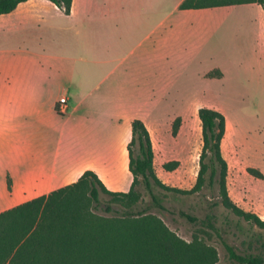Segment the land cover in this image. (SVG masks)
<instances>
[{
    "label": "crops",
    "instance_id": "0c3cea01",
    "mask_svg": "<svg viewBox=\"0 0 264 264\" xmlns=\"http://www.w3.org/2000/svg\"><path fill=\"white\" fill-rule=\"evenodd\" d=\"M183 1L72 0L65 15L48 0H28L0 15V212L87 170L108 190L127 192L131 121L141 120L150 132L154 104L172 89L173 76L161 65L208 40L205 17L214 29L223 12L251 8L264 52L260 5L180 10ZM129 11L163 18L147 25L96 23ZM134 34L140 39L132 45Z\"/></svg>",
    "mask_w": 264,
    "mask_h": 264
},
{
    "label": "trees",
    "instance_id": "16d2710c",
    "mask_svg": "<svg viewBox=\"0 0 264 264\" xmlns=\"http://www.w3.org/2000/svg\"><path fill=\"white\" fill-rule=\"evenodd\" d=\"M26 1L0 0V15L11 13ZM48 1L65 15L70 14L72 0ZM244 4L260 5L264 16V0H184L179 9ZM208 76L212 77L211 73ZM197 116L202 144L198 174L190 189L167 186L156 176L150 132L141 120L134 119L127 145L132 177L129 190L110 191L94 172L87 170L71 184L0 212V264H216L214 248L196 238L183 241L150 212L153 208L166 210L156 189L189 197L205 187L217 190L218 200L213 206H221L257 231L250 238L262 250L239 253L224 242L228 258L237 264H264V220L237 206L227 193V163L221 151L226 117L205 107L198 110ZM179 122L177 118L172 124L173 137ZM178 165L177 161H168L162 168L170 172ZM247 172L256 179L263 178L256 169L248 168ZM180 215L197 220L186 213ZM207 222L213 228L209 217Z\"/></svg>",
    "mask_w": 264,
    "mask_h": 264
},
{
    "label": "rangeland",
    "instance_id": "374dc122",
    "mask_svg": "<svg viewBox=\"0 0 264 264\" xmlns=\"http://www.w3.org/2000/svg\"><path fill=\"white\" fill-rule=\"evenodd\" d=\"M254 15L251 8L233 7L217 17L214 29L210 18L204 16L207 30L203 36L210 35L208 40L187 49L190 55L177 56L171 64L161 65L173 76L172 89L169 95L161 97L159 104H154L148 129L156 176L167 186L188 190L194 185L199 170L202 143L197 112L204 107L221 112L232 125L221 143L227 163L228 196L237 206L264 220V52L255 41L257 21L254 20L257 19ZM162 18L147 11H129L111 19H98L96 23L147 25ZM132 36L133 45L140 37ZM210 73L212 77L208 76ZM177 118L180 119L178 132L173 137L172 124ZM168 161H177L179 165L173 171H165L162 165ZM248 168L258 170L263 178L252 177ZM155 192L162 198L166 210L153 208L150 212L183 241L196 238L214 248L216 264H237L228 258L224 242L239 253L262 250L250 238L256 229L221 206H213L218 200L216 189L205 187L189 197L166 194L158 189ZM145 200L149 201L148 195ZM180 212L197 220L190 221ZM207 217L213 228L208 225ZM238 225L243 228L241 231Z\"/></svg>",
    "mask_w": 264,
    "mask_h": 264
},
{
    "label": "built area",
    "instance_id": "2783aa9c",
    "mask_svg": "<svg viewBox=\"0 0 264 264\" xmlns=\"http://www.w3.org/2000/svg\"><path fill=\"white\" fill-rule=\"evenodd\" d=\"M65 110H66V98H61L59 100L58 112L59 113H64Z\"/></svg>",
    "mask_w": 264,
    "mask_h": 264
},
{
    "label": "bare ground",
    "instance_id": "6f19581e",
    "mask_svg": "<svg viewBox=\"0 0 264 264\" xmlns=\"http://www.w3.org/2000/svg\"><path fill=\"white\" fill-rule=\"evenodd\" d=\"M230 129V128H232V125H231V123L229 122V120L227 119V129Z\"/></svg>",
    "mask_w": 264,
    "mask_h": 264
}]
</instances>
